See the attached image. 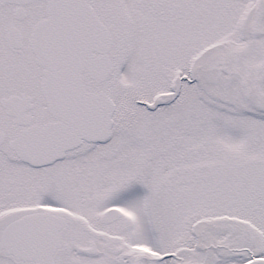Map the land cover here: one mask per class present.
Here are the masks:
<instances>
[{
  "label": "snow or ice",
  "instance_id": "snow-or-ice-1",
  "mask_svg": "<svg viewBox=\"0 0 264 264\" xmlns=\"http://www.w3.org/2000/svg\"><path fill=\"white\" fill-rule=\"evenodd\" d=\"M0 264H264V0H0Z\"/></svg>",
  "mask_w": 264,
  "mask_h": 264
}]
</instances>
